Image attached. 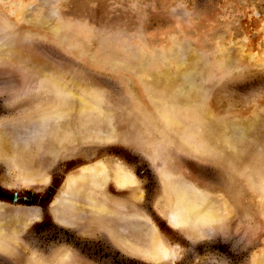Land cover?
Segmentation results:
<instances>
[{
    "label": "rangeland",
    "instance_id": "obj_1",
    "mask_svg": "<svg viewBox=\"0 0 264 264\" xmlns=\"http://www.w3.org/2000/svg\"><path fill=\"white\" fill-rule=\"evenodd\" d=\"M263 257L264 0H0V264Z\"/></svg>",
    "mask_w": 264,
    "mask_h": 264
},
{
    "label": "bare ground",
    "instance_id": "obj_2",
    "mask_svg": "<svg viewBox=\"0 0 264 264\" xmlns=\"http://www.w3.org/2000/svg\"><path fill=\"white\" fill-rule=\"evenodd\" d=\"M66 92H67V90H66ZM78 98L81 99L82 97L81 98L78 97ZM73 99H75V98H73ZM101 179H103V178L101 177ZM193 192L194 191H192V190L181 189V190H177V192H175L173 194L175 200H174V207L173 206L172 207L174 209H177V211H178V215L176 217V220L178 219L179 221H197L200 217L201 218L204 217V218L210 219V220H215L218 217L217 210L209 208L203 201H201L197 204H194V201L197 199V194L194 195ZM258 264H264V257L262 260H259Z\"/></svg>",
    "mask_w": 264,
    "mask_h": 264
}]
</instances>
